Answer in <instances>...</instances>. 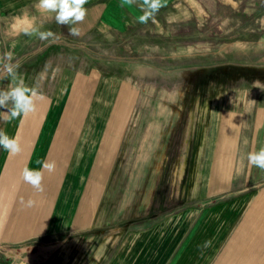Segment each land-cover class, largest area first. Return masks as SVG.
Segmentation results:
<instances>
[{
    "label": "rangeland",
    "instance_id": "obj_1",
    "mask_svg": "<svg viewBox=\"0 0 264 264\" xmlns=\"http://www.w3.org/2000/svg\"><path fill=\"white\" fill-rule=\"evenodd\" d=\"M175 5L180 11L171 9L172 4L143 23L129 19L127 30L100 35L87 50L57 51L45 58L47 62L27 54L16 69L17 79L26 86L57 94L70 88L67 80L73 81L74 73L95 61L98 74L116 84L105 123L106 138L116 140L117 152L107 151L106 176L100 178L105 191L95 226L86 233L99 232L114 241L125 236L118 241L125 264H141L147 257L153 262L163 231L167 241L173 229L186 233L205 206L226 199L203 201L209 199L202 178L213 157L216 119L221 115L218 104L230 93L233 98L264 93L253 87L256 80L264 83V0H179ZM20 55H13L11 63ZM4 75L0 70V89L11 83ZM90 115H75L80 128L85 120L89 128ZM13 127L16 119L0 123L10 137ZM99 133L96 129V136ZM3 153L0 150V158ZM240 170L238 176L249 174L246 168ZM163 177L168 195L158 190ZM244 222L229 232V240L237 239L243 255L237 264H264L254 261L264 257V241L249 239L252 233L243 231ZM251 242L255 246L241 247ZM42 247L8 255L39 264L46 257ZM127 247L133 257L126 255ZM231 252L235 256L237 248Z\"/></svg>",
    "mask_w": 264,
    "mask_h": 264
},
{
    "label": "crops",
    "instance_id": "obj_2",
    "mask_svg": "<svg viewBox=\"0 0 264 264\" xmlns=\"http://www.w3.org/2000/svg\"><path fill=\"white\" fill-rule=\"evenodd\" d=\"M177 1L161 0L163 7L155 14L165 12L172 4L171 9L180 11L181 6L175 7ZM36 3L37 0H0V70L8 63L3 59L6 53L11 52L12 56L21 53L14 64L25 63L27 54L47 62L45 58L57 51L87 50L100 35L125 31L129 19L139 21L143 14L142 0L130 6L123 0H88L84 21L74 25L81 34L73 36L69 35L68 25L56 24L54 14H41L35 8ZM25 19L33 21L40 31H53L56 38L41 40L35 34H25ZM91 64L88 69L74 73L73 81L67 80L72 85L61 93L36 89L43 96L36 111L26 118H17L16 129L13 127V136H19L22 151L10 156L0 149L4 152L0 158V264H28L24 257H9L10 252L41 244L46 257L44 262L38 260L39 264H125L120 261L124 254L118 246L122 237L114 241L99 232L86 233L95 226L94 216L105 191V180L100 178L106 176L107 151L117 152L116 140L106 138L105 123L106 112L112 106L110 97L117 86L111 78L98 74L95 61ZM231 94L223 96L218 104L221 115L216 119L213 157L206 169L209 172L202 178L209 198L203 200L205 203L226 199L205 206L202 214L189 223L186 233L173 229L171 246L163 231L153 262L147 257L141 264H237L243 255L237 239L229 240V232L234 224L243 221L247 222L243 231L252 233L249 239L264 241V170L249 165L247 159L250 152L264 148V93L244 97L237 94L235 98ZM89 112L93 114L89 128L86 120L80 128L75 115ZM96 129L102 136L101 133L96 136ZM37 160L55 164L53 172L44 170L43 192L35 191L22 179L25 166L42 170ZM242 168L249 174L238 176ZM67 180L70 186L66 185ZM74 182L75 187L71 186ZM160 182L158 190L168 195L166 178ZM29 199L35 201L32 207L26 206ZM65 211L70 214H64ZM208 241L210 245L205 246ZM252 243L241 247L251 248L255 246ZM235 248L234 256L231 250ZM129 250L127 247L126 252ZM126 255L133 257L132 252ZM254 261L263 262L264 257Z\"/></svg>",
    "mask_w": 264,
    "mask_h": 264
},
{
    "label": "clouds",
    "instance_id": "obj_3",
    "mask_svg": "<svg viewBox=\"0 0 264 264\" xmlns=\"http://www.w3.org/2000/svg\"><path fill=\"white\" fill-rule=\"evenodd\" d=\"M88 0H37L35 8L41 14H54V19L58 25H68L69 35L78 36L81 34L80 29L74 25L82 23L87 15L85 5ZM126 5L137 3V0H123ZM163 7L161 0H142V12L139 16V22H146L156 12ZM25 27L23 32L27 35H37L41 40H47L50 37L56 38L51 30L40 31L33 21L25 19ZM15 27V26H14ZM12 53H6L3 57L8 61L3 66L5 75L2 77L10 78L11 83L6 89H0V123L7 124L17 118H26L29 114L36 111L37 102L43 99V96L33 87L30 88L24 84L22 79H17L16 69L18 64H12ZM253 87L264 91V83L259 80L253 82ZM0 148H3L10 156L18 155L22 149L19 141V136L10 137L6 134L3 128H0ZM248 163L261 170H264V148L259 151L250 152L247 156ZM42 164V170H31L25 166L22 170V179L25 183L32 186L37 192L44 191L42 183L44 179V170L51 173L55 170L54 162L39 161ZM21 203H25L23 200ZM35 201L29 199L26 203L27 207H32ZM211 241L206 242L205 246L210 245Z\"/></svg>",
    "mask_w": 264,
    "mask_h": 264
}]
</instances>
